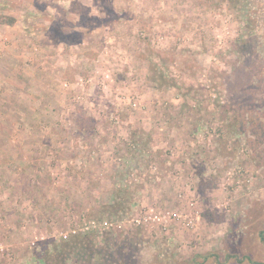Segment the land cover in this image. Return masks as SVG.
<instances>
[{
	"label": "rangeland",
	"instance_id": "1",
	"mask_svg": "<svg viewBox=\"0 0 264 264\" xmlns=\"http://www.w3.org/2000/svg\"><path fill=\"white\" fill-rule=\"evenodd\" d=\"M241 3L0 0V264L79 235L63 264H264V73L252 105L231 83L264 0Z\"/></svg>",
	"mask_w": 264,
	"mask_h": 264
},
{
	"label": "trees",
	"instance_id": "2",
	"mask_svg": "<svg viewBox=\"0 0 264 264\" xmlns=\"http://www.w3.org/2000/svg\"><path fill=\"white\" fill-rule=\"evenodd\" d=\"M221 1H224V0H213V2L217 4L220 3ZM231 1L235 5H237L239 8L240 7L243 8V4L241 3L242 0H231ZM258 15H260V13H258ZM249 19H250L249 21L251 24H254V23L257 24L258 22L257 18L251 17ZM15 21H16V18L12 16H1L0 17V24L13 25ZM242 22H244V18H242ZM243 42L248 47L251 46L250 38L247 37L245 40H243ZM258 63L261 64V68L256 66ZM261 71L264 73V60L262 59L260 61H257L256 59V61H254L252 57L247 58L243 62L239 60L238 64L236 65L233 71L235 74L236 80L234 79L235 81H232L231 83L236 82V87L239 90V94L240 93L243 94V98H245L244 103L248 105H252L254 101H258V91H257V88L255 89L254 87H257L258 83H262V79H259L260 80L259 82L258 81L255 82L254 80L255 78H258V76H261L260 74ZM254 82L256 83V85ZM247 87H250V89L248 90ZM119 192H120L119 194H117L116 196H113L112 201L109 204H107V208L105 209L104 212H108L110 215H119V213L121 212L126 213L129 211V209L131 208L133 204L131 191L128 190L127 188H124V190H121ZM80 237H82V235L74 236L71 240H64V241H61L60 243L54 242L52 249H48L47 248L48 246L41 247L38 250V254L42 257L39 261L42 262V264H63L62 263L63 258L65 261V259L67 258V254L70 252V250L73 251L74 249H79L82 244L84 246V243L82 242V240H84L85 235H83V238H80ZM263 241H264V236H263ZM87 244L88 242L86 243L85 247H87ZM44 248L46 250H44Z\"/></svg>",
	"mask_w": 264,
	"mask_h": 264
},
{
	"label": "built area",
	"instance_id": "3",
	"mask_svg": "<svg viewBox=\"0 0 264 264\" xmlns=\"http://www.w3.org/2000/svg\"><path fill=\"white\" fill-rule=\"evenodd\" d=\"M153 208H146L144 207L143 208V212L139 215H136V216H133L132 219H131V222L137 226H140V225H143V224H146L147 222L149 223L151 220H154V214H153ZM109 225H113L112 223H109V222H106L104 226H107L106 228L109 227ZM91 225L90 223L89 224H86L85 228L88 229L90 228ZM74 233L76 232V230H73ZM66 236V235H65Z\"/></svg>",
	"mask_w": 264,
	"mask_h": 264
}]
</instances>
